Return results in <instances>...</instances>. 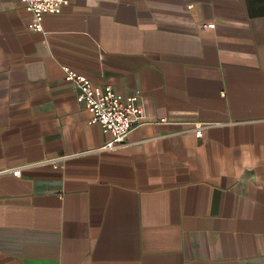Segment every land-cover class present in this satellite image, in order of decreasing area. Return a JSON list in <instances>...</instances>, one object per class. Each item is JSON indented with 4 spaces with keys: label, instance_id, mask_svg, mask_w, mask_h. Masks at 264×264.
Wrapping results in <instances>:
<instances>
[{
    "label": "crops",
    "instance_id": "crops-1",
    "mask_svg": "<svg viewBox=\"0 0 264 264\" xmlns=\"http://www.w3.org/2000/svg\"><path fill=\"white\" fill-rule=\"evenodd\" d=\"M33 21L0 0V264H264V0H70ZM62 64L138 93L125 146L100 149Z\"/></svg>",
    "mask_w": 264,
    "mask_h": 264
},
{
    "label": "built area",
    "instance_id": "built-area-1",
    "mask_svg": "<svg viewBox=\"0 0 264 264\" xmlns=\"http://www.w3.org/2000/svg\"><path fill=\"white\" fill-rule=\"evenodd\" d=\"M27 10L33 16L32 28L35 30L43 29V16L45 13L61 12L64 5L70 0H22ZM214 26L213 22L205 24ZM66 79L73 82L76 87L77 99L82 102L90 112L89 121L101 124L104 131L111 133V138L102 146L101 150H117L127 144L130 130L142 117L143 106L139 102L137 92L124 94L114 88L109 83H95L88 75L79 72L69 65L62 64ZM210 122L196 121L194 129L199 137L203 136L204 127ZM66 156L53 157L47 160L54 165L63 163ZM30 163L19 164L4 168L2 172H12L20 175L22 168Z\"/></svg>",
    "mask_w": 264,
    "mask_h": 264
}]
</instances>
